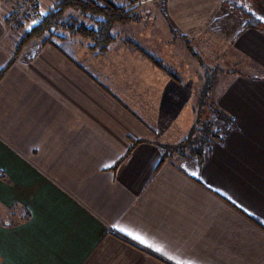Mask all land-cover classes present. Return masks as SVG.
<instances>
[{"label": "crops", "instance_id": "crops-1", "mask_svg": "<svg viewBox=\"0 0 264 264\" xmlns=\"http://www.w3.org/2000/svg\"><path fill=\"white\" fill-rule=\"evenodd\" d=\"M14 7L0 2V264H264V26L225 0L165 1L182 34L212 29L250 71L218 91L234 126L203 164L159 166L196 120L174 103L191 85L144 59L95 69L79 37L13 58ZM224 7L241 21L222 34Z\"/></svg>", "mask_w": 264, "mask_h": 264}, {"label": "rangeland", "instance_id": "rangeland-1", "mask_svg": "<svg viewBox=\"0 0 264 264\" xmlns=\"http://www.w3.org/2000/svg\"><path fill=\"white\" fill-rule=\"evenodd\" d=\"M11 4L16 5L21 0H7ZM2 1V2H7ZM118 4H130L134 8L133 17L124 23H116L113 26L112 32L115 36L113 41V52L110 56L103 59V56H97L95 59V69L106 68L117 70L120 66L121 59H123V65L131 68H138L135 66L136 59L147 60L145 54H151L156 60H159L174 77L180 78L182 82H186L191 85L193 91V98L191 99L188 93H184V98L181 101L174 102L179 106L181 120L192 122L198 118L197 109L202 108L199 115L204 119L209 114V108L212 105H217L216 95L218 91L225 87L230 80V74L235 71L248 72L249 68L245 64L238 63L241 60V55L237 53L234 46L230 43L227 44L226 39L223 37L212 36V29H206L199 33L197 36L187 37L182 34L175 26L170 22L169 17L165 11L166 0H113ZM49 4H53L54 0H48ZM238 4L243 5L246 8H250L255 12L254 14L259 17L264 26V0H237ZM228 15L231 18L230 24L219 25L218 30H221L222 34L229 32L232 27L237 26L241 21L240 16L236 12L230 11L227 7H224L220 12V18H222V24H226L224 21L225 16ZM64 17H76L87 24H90V20L83 18L79 15L78 11L68 8L64 11ZM28 24L25 27H17V25L10 26L15 28V34L12 38L13 42H17L22 36L23 31L28 28ZM17 29H19L17 31ZM57 33H64L58 30ZM65 34V33H64ZM127 40V41H126ZM42 39H38L41 42ZM82 42V39H80ZM86 43V41H83ZM82 42V43H83ZM81 44V43H80ZM84 50L86 46L81 45ZM136 47L137 50L133 49ZM139 48V49H138ZM88 52V51H87ZM134 55H137L138 58ZM141 62V61H140ZM150 66V65H149ZM209 85V88L207 89ZM206 93L208 91V97L204 100L202 105H199L201 98V90ZM179 90L181 88L179 87ZM182 95V93H181ZM201 103V102H200ZM218 106V105H217ZM195 110V114H194ZM210 115V114H209ZM213 115V114H211ZM214 116V115H213ZM209 117V116H208ZM184 124V123H183ZM184 127H187L184 124ZM199 124L191 128L189 133L181 139L172 140L168 142L167 148L173 152V156L177 161L192 162L195 165H200L199 161L194 157L189 146L194 144L193 138L197 132ZM219 131L223 134L222 125L216 124ZM210 141V150L212 145L217 142L212 138H207ZM204 147L203 162L208 157L210 150L207 151L206 144ZM167 149V150H169ZM179 161V162H180ZM203 162L201 164H203Z\"/></svg>", "mask_w": 264, "mask_h": 264}, {"label": "trees", "instance_id": "trees-1", "mask_svg": "<svg viewBox=\"0 0 264 264\" xmlns=\"http://www.w3.org/2000/svg\"><path fill=\"white\" fill-rule=\"evenodd\" d=\"M2 1L7 0H0V2ZM42 1L43 0H41L40 4L41 8ZM225 3L231 5L240 13L245 18L247 25L255 28L263 26L262 20L248 8L238 4L237 0H225ZM68 8L78 11L81 17L90 20V24H87L76 17L65 18L64 11ZM133 11L134 8L131 7L130 4H118L113 0H54L53 4H50L45 10L42 8L36 19H33L26 14L23 19L16 21L17 27H24L25 23L29 24V26L23 31L22 36L16 42L13 58L17 56L26 43L33 39H42L41 44L51 43L61 48L60 45L66 44L69 39L74 37H79L83 41H86V49L94 57L103 56L107 53L110 44L115 39L112 32L114 24L124 23L131 20L134 13ZM58 30L63 31L65 34L57 33ZM54 41H57V43ZM132 48L137 50L134 46H132ZM143 56H145L153 66L164 71L167 75L174 77L159 60L155 59L154 56L151 54H145L144 52ZM75 63L80 67H83L80 62ZM208 88L209 85L207 89ZM207 92L208 91H206V93L202 91L200 98L201 103L199 102V105H202L205 102L204 99L208 97L207 95L209 93ZM208 108L210 115L208 114L209 117L207 116L204 119L199 115L202 108L197 109L198 112L196 114H198V118L196 116V120L193 123L195 129L193 130H196V125L198 124L199 127L193 138L194 144L189 146L192 147L190 148L191 154L196 157L200 165L204 159L202 154L204 147L201 146L205 143V149L207 151L210 150V141L207 138L210 137L217 141H222L223 139L225 132L222 134L221 131H219V128L216 127V124H221L223 131L234 126V118L232 115L228 114L215 104ZM167 146L168 144H166L162 150L159 166L162 165L166 159L173 156V152L170 151Z\"/></svg>", "mask_w": 264, "mask_h": 264}, {"label": "built area", "instance_id": "built-area-1", "mask_svg": "<svg viewBox=\"0 0 264 264\" xmlns=\"http://www.w3.org/2000/svg\"><path fill=\"white\" fill-rule=\"evenodd\" d=\"M40 4L41 0H21L13 9L12 15L8 20L9 26L15 25L16 21L23 19L26 14L36 19L42 10Z\"/></svg>", "mask_w": 264, "mask_h": 264}, {"label": "snow or ice", "instance_id": "snow-or-ice-1", "mask_svg": "<svg viewBox=\"0 0 264 264\" xmlns=\"http://www.w3.org/2000/svg\"><path fill=\"white\" fill-rule=\"evenodd\" d=\"M107 167V165H106ZM193 175H195V173H193ZM247 211V210H246ZM123 231V230H121ZM129 236H132V233H128ZM133 239L137 240L138 242L142 243V244H146L147 242L142 238L140 237L139 235H136V236H133ZM148 247H152L151 245H147ZM156 251H161V249L159 248H156L155 249ZM189 264H191V262H189Z\"/></svg>", "mask_w": 264, "mask_h": 264}]
</instances>
